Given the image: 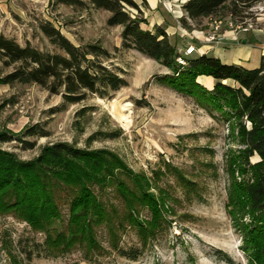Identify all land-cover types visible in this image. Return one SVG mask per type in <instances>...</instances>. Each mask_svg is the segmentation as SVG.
<instances>
[{
	"label": "rangeland",
	"instance_id": "rangeland-1",
	"mask_svg": "<svg viewBox=\"0 0 264 264\" xmlns=\"http://www.w3.org/2000/svg\"><path fill=\"white\" fill-rule=\"evenodd\" d=\"M185 3L177 5L182 7L181 19L175 18V8L169 13L159 9L167 23L161 26L150 23L149 8L142 7L147 20L142 28L177 29L168 37L178 53L197 45L191 34L209 30L211 20L248 19L258 28L264 25V0H229L213 16L198 20L188 17ZM109 16L91 6L70 7L55 0H0V36L22 47L29 44L41 52L63 54L42 31L50 24L76 47L92 45L107 51L109 57L99 61L128 84L104 97L89 94L77 104H67L61 95L35 84L0 85V134L11 138L0 141V153L19 163L36 161L46 147L56 144L101 153L120 162L122 168L114 169L118 180L133 188L130 177H137L154 195L161 206L159 224L143 233L154 215L140 206L142 227L124 222L110 234L105 226L97 227L94 248L79 242L63 252L46 250L47 233L33 231L13 213L1 214L0 264H264L263 255L253 260L254 251L241 233L251 216L242 193L234 190L252 173L248 167L240 169L238 156L244 147L238 143L237 121L225 120L158 83L156 78L170 71L136 50L125 49L123 28L108 26ZM12 70L0 62V78ZM120 115L130 124L122 123ZM32 132L37 135L31 136ZM259 160L255 155L250 162ZM109 181L107 176L103 188L97 184L92 190L122 215L124 204ZM56 193L62 219L49 227L53 236L66 231L73 197L67 186ZM232 194L234 201L240 199L236 206L230 204ZM120 250H138L141 255L131 260Z\"/></svg>",
	"mask_w": 264,
	"mask_h": 264
},
{
	"label": "trees",
	"instance_id": "trees-1",
	"mask_svg": "<svg viewBox=\"0 0 264 264\" xmlns=\"http://www.w3.org/2000/svg\"><path fill=\"white\" fill-rule=\"evenodd\" d=\"M228 1L188 0L183 9L191 20H198L213 16ZM55 2L77 8L91 6L108 12L107 25L123 28L125 49L136 50L170 71V74L156 78L158 83L195 99L200 107L221 114L225 120L237 121L238 143L244 147L238 156L240 169L248 167L252 175L243 183L236 184L234 191L242 193L241 198L245 199V207L251 216V221L241 230L243 240L248 249L254 251L253 260L259 261L264 256V61L259 68L249 70L224 64L203 54L188 58L187 65L181 66L176 61L179 53L165 29L156 27L153 32L142 28L147 24L142 9L148 6L146 0H141V5L137 0ZM42 31L63 54L41 52L29 44L22 47L16 41L0 36V62L6 68H13L0 78V85L35 84L51 95H61L67 104L80 103L89 94L104 97L108 92L127 87L125 79L99 61L100 57H109L101 47H76L50 24L42 26ZM201 76L216 81L213 90L209 91L198 83ZM228 80L235 86L224 83ZM30 135H37V132ZM10 140L7 133L0 134L1 142ZM255 155L260 160L251 164L250 160ZM119 163L111 158L107 160L101 153L76 149L67 144L46 147L42 155L31 163H19L0 153V215L13 213L27 222L33 231L47 233L44 245L48 251H69L79 242H86L88 247L94 248L97 227L105 226L109 234L121 228L124 222L129 226L142 227L140 206L154 215L149 228L143 229L146 234L152 226H158L161 206L137 177H130L134 182L133 188L118 180L114 169L122 168ZM107 176L111 182L109 185L115 187L124 204L122 215L115 208L109 209L92 190V186L97 184L103 188ZM63 186L73 191L68 223L66 231L53 236L48 229L52 223L62 219L56 192ZM233 195L230 204L236 206L240 199L235 202ZM120 251L131 260H137L141 255L138 250Z\"/></svg>",
	"mask_w": 264,
	"mask_h": 264
},
{
	"label": "crops",
	"instance_id": "crops-1",
	"mask_svg": "<svg viewBox=\"0 0 264 264\" xmlns=\"http://www.w3.org/2000/svg\"><path fill=\"white\" fill-rule=\"evenodd\" d=\"M146 1L150 13L148 21L149 19H152V22L149 21L150 23L154 24V26H161L162 24L167 23L165 19L166 17L159 12V9L163 8L167 13H169L179 3L183 4L188 0ZM171 17L174 19L173 16ZM174 21L176 20L174 19ZM171 28L172 27L170 26L168 30L166 29L168 35L176 34L177 29L169 32V30H172ZM208 55L219 59L222 63L227 65L241 66L249 70L259 68L261 63L264 61V25L254 32L243 35L239 42H234L229 37L224 45L210 49ZM229 82L233 81L228 80L224 83L228 84ZM198 83H200L207 90L211 91L213 90L216 81L211 77L201 76L198 78Z\"/></svg>",
	"mask_w": 264,
	"mask_h": 264
},
{
	"label": "built area",
	"instance_id": "built-area-1",
	"mask_svg": "<svg viewBox=\"0 0 264 264\" xmlns=\"http://www.w3.org/2000/svg\"><path fill=\"white\" fill-rule=\"evenodd\" d=\"M180 9H182L181 6H175V11L173 12L176 19L183 17ZM179 29L184 32V29ZM257 29L258 27L255 22L248 19L240 21L229 20L227 22L211 20L209 30L193 31V35L191 34V36L197 41V45L190 44L184 51H179L176 61L179 65L186 66L188 58L208 54L210 49L224 45L229 37L232 41L239 42L243 35L254 32Z\"/></svg>",
	"mask_w": 264,
	"mask_h": 264
},
{
	"label": "bare ground",
	"instance_id": "bare-ground-1",
	"mask_svg": "<svg viewBox=\"0 0 264 264\" xmlns=\"http://www.w3.org/2000/svg\"><path fill=\"white\" fill-rule=\"evenodd\" d=\"M119 120H120L122 123L126 124V125H129V124H130L129 121H128V118H127L126 116H124V115H120V116H119ZM126 125H125V126H126Z\"/></svg>",
	"mask_w": 264,
	"mask_h": 264
}]
</instances>
